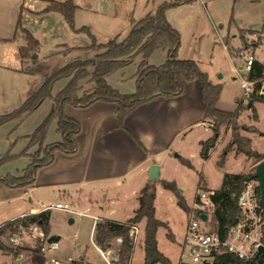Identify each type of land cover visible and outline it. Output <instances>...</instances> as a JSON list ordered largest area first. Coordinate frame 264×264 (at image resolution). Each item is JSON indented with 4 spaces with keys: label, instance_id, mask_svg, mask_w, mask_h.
<instances>
[{
    "label": "rangeland",
    "instance_id": "374dc122",
    "mask_svg": "<svg viewBox=\"0 0 264 264\" xmlns=\"http://www.w3.org/2000/svg\"><path fill=\"white\" fill-rule=\"evenodd\" d=\"M73 1L77 5L74 28L66 21L62 13L45 11L49 0H24L23 7H20L18 11V21L21 20V26L18 27L17 21L12 34L13 40H0V114L19 107L25 99V92L36 90L49 75L64 65L75 60L94 59L97 50L92 47V35L97 43H107L114 38L120 41L129 34L134 23L149 13L155 14L161 5L172 0ZM166 16L181 34L178 55L198 61L201 69L207 72L214 82L222 83L219 103L222 108L235 110L238 104L242 103L238 121L242 126L249 128L243 129L242 134L251 137L253 149L264 156V100L253 102L257 114L255 116L253 108H248L249 101L243 97L241 76H245L247 72L245 57L240 55V49L244 48L248 53H252L255 59L264 60V0H194L188 4L167 8ZM5 19L8 21L6 15H3V19L0 16L2 29L6 26ZM22 28H26L38 40L37 49L25 60L22 59L19 49L22 46H28L29 42ZM233 34L237 36L234 37ZM166 58V50L155 49L148 58V62L160 65ZM138 60L139 58L135 57L124 67L110 73L107 76L108 82L120 92H135L137 83L134 72L135 65H139ZM3 65H23L25 70H28V74L15 75L6 70ZM65 83V79L58 81L53 88V93H56ZM90 85L92 84H84L85 89ZM52 103L51 98H46L34 112L20 121L16 133H32L51 110ZM12 125L9 123L7 127ZM2 129L4 130H0V138L4 131H7V128ZM229 135L230 132H222L220 139L224 136L226 140ZM52 138H54L53 134L50 139ZM228 141L222 150H225ZM175 153L177 151H173L171 155L172 162L164 165L162 176L168 180H176L180 189H184L182 193L189 203L195 202L196 194L200 189H220L224 174L227 172L250 171L253 173L256 166L254 163L258 161L255 157H249L244 153L237 154L230 149L225 154L223 165L220 164V160L224 151H219L214 152L206 161L199 154L193 155L191 159L195 167L191 168L175 160ZM28 162L26 156L19 157L5 164L0 173L6 174L10 171L18 175ZM162 179L155 180L153 183L157 185ZM56 194L57 192L52 191L46 195L50 204L60 199L64 200ZM156 207L157 217L163 221H169L171 231L177 238V241L170 240L167 229L160 227L158 233L160 248L176 261L174 264H177L180 259L181 242L186 232L187 212L179 206L176 197L170 191L160 190V188L157 192ZM104 210L100 212V215L109 218H119L126 212L118 204L105 206ZM50 212L48 234L61 235L60 249L55 253V257L65 261L67 256H71L73 260L64 263L78 264L80 258L77 254L82 251L80 263L87 264L88 253L91 252L89 249L92 247L90 231L94 227V220L88 216L73 215L57 208H53ZM70 216L76 220L72 226L69 223ZM141 221L145 227L146 237L147 219L143 218ZM210 225L214 227L211 223ZM75 232L78 233V238L73 236ZM79 238L85 239L87 245L77 249L74 241ZM2 240L6 246L12 248L7 235H4ZM15 253L22 255L20 264H45L46 257L38 251L21 248ZM0 259L5 261L1 257ZM143 260L142 244L137 250L136 261L142 263Z\"/></svg>",
    "mask_w": 264,
    "mask_h": 264
},
{
    "label": "trees",
    "instance_id": "16d2710c",
    "mask_svg": "<svg viewBox=\"0 0 264 264\" xmlns=\"http://www.w3.org/2000/svg\"><path fill=\"white\" fill-rule=\"evenodd\" d=\"M194 0H172L161 5L155 14H147L144 18L134 23L129 34L122 40L111 39L107 43H97L92 35L93 45L97 50L94 59L75 60L59 68L49 75L44 82L29 95L19 107L14 110L0 114V125L11 120H22L34 112L46 98H51L53 106L36 129L26 137L29 143L24 153L29 155L30 163L23 169L22 174L1 175L0 183L8 187H25L33 184L37 170L50 164L57 150L65 153H74L77 150L76 135L81 130L80 122L70 117L65 112L68 104L77 107H87L95 101L115 102L118 105V118L124 123L126 116L139 104L159 95L176 96L183 92L185 82L199 80L202 88V96L205 103V119L212 123L213 135L202 141L201 155L204 159L209 157L210 148L218 139L223 126L231 129V140L228 142L220 164H224L225 154L235 147L237 153H244L258 160L264 156L252 147V139L242 134L243 129L239 121L242 103L235 110H224L218 107V101L222 93V84L214 83L209 74L203 71L194 59H181L178 50L181 45V34L167 19L166 10ZM77 5L73 0H49L45 11H58L62 13L66 21L74 28V14ZM21 20L18 21V27ZM22 31L27 37L28 46L19 49L22 59L31 56L37 49L38 40L26 29ZM155 49H165L168 57L160 65H152L148 58ZM142 55L136 74L137 89L132 93H122L114 88L107 80V76L113 71L124 67L136 56ZM264 75V63L255 59L249 73V77L259 78ZM65 79V85L53 93L55 84ZM92 83L91 88H84V84ZM264 100L263 96L252 98ZM251 108L256 110L253 105ZM57 119V132L62 138L58 141L46 143L47 133L51 123ZM252 128H255L252 126ZM254 130V129H250ZM37 145V150L27 153L28 149ZM10 152L0 157V166L13 158ZM180 160L188 167H193L189 159L180 156ZM251 174L225 173L223 185L211 195L212 206L206 208L207 213L212 215V227L222 237H225L229 228L237 221L240 210L238 206V195L244 187L245 181ZM163 188L171 191L179 204L187 213L191 211L178 184L174 180H161ZM157 197V185L153 181L148 182L141 190L139 196V207L133 217L127 222L141 221L147 219L146 237L143 244L145 252L144 264H174L158 248L157 231L160 227L167 229V236L175 241L169 223L158 218L156 215L155 200ZM50 210H44L31 215L32 220L40 222L46 233L50 231ZM20 222L19 218L10 220L0 227V250L11 253L13 249L5 245L2 240L4 235H9L16 230ZM49 230V231H48ZM124 236L128 243V227L119 222L105 219L97 223L95 230L96 241L104 248L109 246L110 241L116 236ZM81 262V259H80ZM78 264H82V263ZM212 264H257L255 260H243L230 253L217 255Z\"/></svg>",
    "mask_w": 264,
    "mask_h": 264
},
{
    "label": "crops",
    "instance_id": "0c3cea01",
    "mask_svg": "<svg viewBox=\"0 0 264 264\" xmlns=\"http://www.w3.org/2000/svg\"><path fill=\"white\" fill-rule=\"evenodd\" d=\"M23 4L24 0H0V16H2V19L3 15L8 17V21L5 19V29L0 26V40H13L12 34H14L19 18L18 11L20 7H23ZM233 36L236 37L237 34H233ZM166 52L168 57V51L166 50ZM136 57L139 58L138 62L140 63L142 55ZM178 57L187 59L180 55ZM257 60L264 62L261 59ZM135 66L134 75L136 77L139 65ZM3 67L15 75L28 74V70H25L23 65H3ZM214 83L222 84L221 82ZM92 86L93 84L89 88ZM34 91L25 92V99ZM122 93L132 92L122 91ZM219 103L220 99L218 107L224 109ZM252 105L254 106V104ZM117 110V103L102 100L95 101L87 107L66 105V114L77 119L81 124V130L76 135L77 150L71 154L57 150L54 160L37 170L33 184L25 187H8L0 183V227L6 222L18 218L23 213L44 211V208L50 204L46 195L52 191L57 192V197L64 198V200L60 199L57 202L64 201L78 209L90 207L93 215L104 220L126 222L134 216L139 207V196L142 188L152 181L148 172L149 167L152 164L159 165L160 178L166 179L162 176V169L167 162H172L173 156L171 155L173 151H177L178 155H175V160L181 162L180 156L189 159L193 165L192 168H194L195 164L191 158L196 154L202 157L201 142L213 135L212 126H209L211 123L205 119L206 108L201 84L197 79L186 81L184 90L179 95H159L142 102L126 116L124 123L119 121ZM20 121L11 120L0 125V130L7 128V131H4L0 138V157L7 152L14 155L13 158L0 166V171L5 164L22 156H26L29 160L28 164L30 163V157L24 153V150L29 143V138L26 136L31 133H16ZM57 122V119H55L51 123L46 143L58 141L62 138L61 134L57 132ZM9 123L13 125L7 127ZM222 132H230L226 140H224V136L220 139ZM52 134L54 138L51 140ZM228 140H231V129L224 126L215 145L210 148L209 157L214 152L224 151L222 148ZM37 148V145H35L27 153H33ZM231 149L236 152L235 147ZM259 161H256L254 165ZM22 172L23 170L20 174ZM0 174L3 175L4 173L1 172ZM7 174H12V172L8 171L4 175ZM246 174H252V172L249 171ZM177 184L180 188L178 182ZM159 188L160 190L169 191L163 188L161 183H157V192ZM181 192H184V189H181ZM187 203L191 208L194 205V202L189 203L187 201ZM112 204H118L121 208H124L125 214L119 218L101 216L100 212L105 211L104 207ZM88 218L92 219L90 216ZM75 222L74 218V222L70 225H74ZM159 230L160 228L157 231L159 250L169 257L173 263H176L166 251L160 248ZM73 236L78 238L79 235L75 232ZM92 238L96 241L93 228L90 231V240ZM175 241H177L176 236ZM74 244L78 249V247L87 245V242L85 239L79 238L74 241ZM0 251V257L7 260L8 253ZM77 255L81 259L83 252L80 251ZM1 263L5 264V261H1ZM90 263L91 261L88 259L87 264ZM137 263L144 264V260L142 263Z\"/></svg>",
    "mask_w": 264,
    "mask_h": 264
},
{
    "label": "built area",
    "instance_id": "2783aa9c",
    "mask_svg": "<svg viewBox=\"0 0 264 264\" xmlns=\"http://www.w3.org/2000/svg\"><path fill=\"white\" fill-rule=\"evenodd\" d=\"M240 55L245 57L247 72L245 76H241L244 99L250 101L256 96L264 97V75L252 79L249 77L255 60L254 55L244 48L240 49ZM214 192V190L202 189L197 192L194 205L187 213L186 232L177 264H212L215 257L222 253H230L243 260H255L257 264H264V251L259 252V248L264 247V209L260 205L259 180L246 179L237 199L240 210L238 219L229 228L225 237L212 228L211 214L205 211L206 208L212 206L211 195ZM53 208L73 215L92 217L94 230L98 222L104 221L103 218L93 215L90 207L78 209L69 203L59 201L47 205L44 210ZM202 213L208 215L207 219L202 218ZM32 214L34 213H23L18 217L20 219L18 227L8 237L14 252L7 255L8 259L5 260V264H20L22 255L15 252L21 248L38 251L46 257L45 264H65L64 262L72 261L71 256H67L65 261L55 257V253L60 249V241L49 242L50 234L46 233L40 222L31 219ZM119 223L128 227V243L125 237L120 235L114 237L109 246L104 248L92 238L90 264H138L136 253L138 248L144 244L145 227L142 221Z\"/></svg>",
    "mask_w": 264,
    "mask_h": 264
},
{
    "label": "water",
    "instance_id": "95a60500",
    "mask_svg": "<svg viewBox=\"0 0 264 264\" xmlns=\"http://www.w3.org/2000/svg\"><path fill=\"white\" fill-rule=\"evenodd\" d=\"M254 100H250L248 103V108H251V105L253 104ZM177 156L178 153H175ZM149 176L150 180L155 181L160 179V167L157 164H152L149 169ZM247 179H258L259 180V186L261 190V197H260V205L264 209V158L260 160L256 166L254 172L247 177ZM202 218L207 219L208 215L206 213H202ZM74 222V218L70 217L69 218V223L72 224ZM61 239L60 234H51L48 238L49 242H58ZM264 247L259 248V252H263Z\"/></svg>",
    "mask_w": 264,
    "mask_h": 264
}]
</instances>
